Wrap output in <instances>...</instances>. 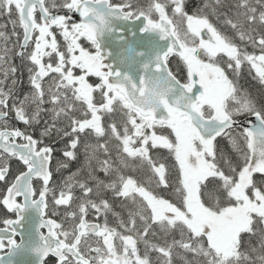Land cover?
I'll list each match as a JSON object with an SVG mask.
<instances>
[{
	"label": "snow or ice",
	"instance_id": "6c2138e0",
	"mask_svg": "<svg viewBox=\"0 0 264 264\" xmlns=\"http://www.w3.org/2000/svg\"><path fill=\"white\" fill-rule=\"evenodd\" d=\"M0 16V264H264V94L239 84L247 65L264 86V0H0Z\"/></svg>",
	"mask_w": 264,
	"mask_h": 264
},
{
	"label": "flooded vegetation",
	"instance_id": "af4514ba",
	"mask_svg": "<svg viewBox=\"0 0 264 264\" xmlns=\"http://www.w3.org/2000/svg\"><path fill=\"white\" fill-rule=\"evenodd\" d=\"M8 24L7 27V31L10 34L12 31V25L10 23H8V17L7 16H0V25L2 24ZM224 31H227L226 29H222ZM16 31L18 33H20V41L22 42V30L20 28H17ZM16 46V51H19V46L17 43V38L15 36H12L9 43H8V47L12 48L13 46ZM0 47H3V42H0ZM14 61H11V63H13L17 68L18 71L16 73V76L19 80L22 81V85H19V91L20 93H26L29 90V82H28V72H27V62L25 61L24 63L21 62V60L19 58H14ZM171 61V65L170 67L173 69V71H177L178 72V78L181 79V81L183 82L185 79V73L182 70L177 69V64L179 63L178 61V57H171L170 58ZM20 74V76H18ZM239 84L246 89L247 91H249L248 87L256 89V94L258 95V99L261 97L262 94H264V86L260 85V83L258 82V79L255 76V71L249 69V66L245 65L242 69H241V73H240V77H239ZM259 91V94H258ZM11 124L15 125L16 127H19L20 129H24L25 126L22 123H18L17 121H15L14 118H12L10 120ZM28 131H32V129H28ZM39 131L40 128L38 127L35 130V135L38 137L39 136ZM55 147L57 148V152L55 153L56 156L60 155V150H62L65 146H64V142L61 141L59 143L55 144ZM55 163V162H54ZM22 165L19 164L18 161H12L11 162V169L12 172L15 173L18 171L19 168H21ZM67 174V173H65ZM53 180L54 181H59L60 180V175L59 174H54L53 176ZM4 194V185L2 182H0V195ZM78 195V194H77ZM59 211L61 213V215L59 216H54L51 217L52 219L57 220L58 222H60L63 218V212H64V206H60ZM7 216L8 218H15L13 214L11 213H7L6 210L3 208V205L0 204V217H5ZM88 219L90 221H93V217L90 215L88 217ZM4 227V225L2 223H0V228ZM42 231L46 232V229H43ZM17 241H19L20 237L19 235H17L16 237ZM3 253H0V255H2ZM28 260V259H27ZM26 259L24 260V264H28V261ZM23 264V262L21 263Z\"/></svg>",
	"mask_w": 264,
	"mask_h": 264
},
{
	"label": "trees",
	"instance_id": "16d2710c",
	"mask_svg": "<svg viewBox=\"0 0 264 264\" xmlns=\"http://www.w3.org/2000/svg\"><path fill=\"white\" fill-rule=\"evenodd\" d=\"M111 1H112L113 4H119V3H123L124 2V0H111ZM200 2H201V0H186L187 10L189 11V13H191L194 10L195 6L198 5ZM171 61L172 60H170V63H171ZM171 67H172V65H171ZM248 89H249V92L254 97L258 98V95L256 94V92H257L256 89H253V88H250V87H248ZM258 94H259V91H258ZM64 146H65V144H64ZM76 166H77L76 164H72L70 170L71 171H74L75 168H76ZM74 191L76 192V194H79L78 189L77 190H74Z\"/></svg>",
	"mask_w": 264,
	"mask_h": 264
},
{
	"label": "water",
	"instance_id": "95a60500",
	"mask_svg": "<svg viewBox=\"0 0 264 264\" xmlns=\"http://www.w3.org/2000/svg\"><path fill=\"white\" fill-rule=\"evenodd\" d=\"M137 23H139V22H137ZM129 39L131 40L132 38H131V36H130V34H129ZM117 51H118V49H117ZM27 260L28 259V257H18V261H20L21 263L23 262V264H24V260Z\"/></svg>",
	"mask_w": 264,
	"mask_h": 264
},
{
	"label": "bare ground",
	"instance_id": "6f19581e",
	"mask_svg": "<svg viewBox=\"0 0 264 264\" xmlns=\"http://www.w3.org/2000/svg\"><path fill=\"white\" fill-rule=\"evenodd\" d=\"M14 61V60H13ZM18 76H20V74L18 75ZM19 78V77H18ZM20 79V78H19Z\"/></svg>",
	"mask_w": 264,
	"mask_h": 264
}]
</instances>
